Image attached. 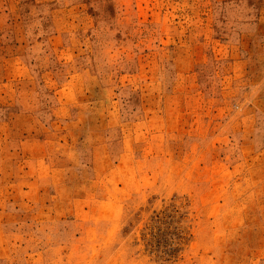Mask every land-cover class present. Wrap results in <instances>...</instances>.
<instances>
[{
	"label": "rangeland",
	"instance_id": "1",
	"mask_svg": "<svg viewBox=\"0 0 264 264\" xmlns=\"http://www.w3.org/2000/svg\"><path fill=\"white\" fill-rule=\"evenodd\" d=\"M0 264H264V0H0Z\"/></svg>",
	"mask_w": 264,
	"mask_h": 264
}]
</instances>
